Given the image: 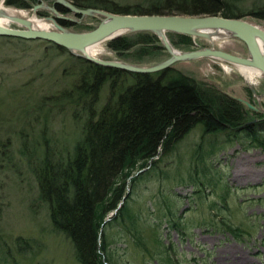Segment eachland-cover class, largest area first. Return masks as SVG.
Returning a JSON list of instances; mask_svg holds the SVG:
<instances>
[{"label":"rangeland","instance_id":"1","mask_svg":"<svg viewBox=\"0 0 264 264\" xmlns=\"http://www.w3.org/2000/svg\"><path fill=\"white\" fill-rule=\"evenodd\" d=\"M51 1L23 0L28 3L25 7L0 1V6L25 19L34 18L39 27L48 29L60 26L83 32L100 20L56 9L74 20L61 24L46 7L52 6ZM81 1L148 4V0ZM238 18L264 29V20L251 15ZM0 23L21 27L12 19ZM164 36L182 52L212 47L247 56L243 43L231 35L213 42L173 32H164ZM90 54L139 67L155 65L170 56L164 47L147 59L119 56L106 47L105 41L91 47ZM74 57L43 40L0 36V241L10 252L4 264H79L70 242L51 227L46 203L31 170L34 152L29 147L25 155L18 153L23 139L28 146L34 140L49 137L52 141L57 137L58 147L71 148L77 129L67 104L59 100L53 110L54 104L41 97L63 98L61 91L77 80L75 72L83 66ZM169 67L248 102L253 108L242 104L250 111V122L257 118L251 112L264 114L262 76L249 84L232 64L210 57L174 61ZM48 104L52 109L41 107ZM42 120L46 122L44 136L38 127ZM234 130L202 133L200 126H193L152 168L147 160L146 166L131 171L134 179H125L118 204L120 207L126 201L127 215L103 230L114 264H264V149L249 143L241 133L234 135ZM260 135L264 137V132ZM114 212L107 213L103 222H108ZM128 214L133 215V225ZM221 221L231 224L236 229L234 234L223 228ZM171 222L178 227L170 228ZM19 238L21 242H15ZM163 249L164 253L159 254Z\"/></svg>","mask_w":264,"mask_h":264},{"label":"trees","instance_id":"2","mask_svg":"<svg viewBox=\"0 0 264 264\" xmlns=\"http://www.w3.org/2000/svg\"><path fill=\"white\" fill-rule=\"evenodd\" d=\"M71 1L77 7L90 5L111 13L226 18L251 15L264 20V0H250V5L247 0H148L146 6ZM3 3L28 6L23 0ZM58 22L67 25L63 20ZM105 45L115 54L133 59L154 57L156 49L162 50L156 36L147 31L121 35L105 41ZM74 58L83 66L75 72L77 80L61 91L63 98L41 97L54 104L53 110L59 100L60 104H67L77 129L71 148L58 147L57 137L52 141L49 137L43 142L34 140L28 146L23 139L18 153L25 155L29 147L34 152L31 170L46 203L51 227L70 242L79 264H114L103 230L107 224L121 222L127 215L125 200L118 207L125 179L132 181L131 171L146 166L147 160L152 168L193 126H200L202 133L235 129L234 135L241 133L249 143L264 149V137L260 135L264 132V114L251 112L257 118L250 122L247 107L221 89L174 72L171 67L135 73ZM41 107L52 109L49 104ZM40 124L44 136L46 122L42 120ZM113 210L110 220L103 222ZM127 217L133 225V215ZM221 225L232 233L236 230L226 221H221ZM169 227L177 228L178 224L171 222ZM22 240L26 247V240ZM2 249L6 248L0 241V264L6 262L10 253L8 248Z\"/></svg>","mask_w":264,"mask_h":264},{"label":"water","instance_id":"3","mask_svg":"<svg viewBox=\"0 0 264 264\" xmlns=\"http://www.w3.org/2000/svg\"><path fill=\"white\" fill-rule=\"evenodd\" d=\"M0 1L3 2L4 0ZM52 3L61 5L66 12H70L72 15L97 16L100 20L89 30L72 32L60 26H56V29L30 27L28 26V19L14 16L11 19L21 27L10 28L0 24V36L24 40H43L93 63L135 73H153L169 67L174 61L211 56L232 65L252 66L264 78V29L241 18H226L219 15L123 14L90 7H77L70 0H52ZM46 7L50 9L53 18L56 20L74 21L58 13L52 6ZM196 29H221L226 31L227 35L234 36L243 43L247 56L240 57L212 47L187 52L181 51L180 54L174 55L170 51L173 47L164 36V32L189 35L190 30ZM140 31L151 32L157 36L162 47L166 49L170 56L155 65L139 67L121 61L101 60L95 56L80 53L81 48L85 46L107 41L126 33ZM158 32H161V35ZM251 92L255 93L253 89H251ZM234 99L253 108L248 102L240 98Z\"/></svg>","mask_w":264,"mask_h":264},{"label":"bare ground","instance_id":"4","mask_svg":"<svg viewBox=\"0 0 264 264\" xmlns=\"http://www.w3.org/2000/svg\"><path fill=\"white\" fill-rule=\"evenodd\" d=\"M52 7L54 8L53 5H52ZM48 10L50 11V9H48ZM14 16H17V15H15L10 9L3 8L0 6V22L3 19H11ZM28 26L34 27V28H41L38 25V21H35L34 18H31L28 20ZM158 34L161 35V32H158ZM188 34L193 36V37L204 38L209 42H213L217 39L227 37V32L224 30H221V29H196V30H190ZM96 44H98V43H96ZM96 44L85 46V47L81 48L80 52L83 55L91 56L90 49H91V47H93ZM173 48H171L170 51L173 52L174 55H178L181 53V51H179L177 49H173ZM209 57L213 58L215 60L222 61L221 59H219L217 57H215V58L211 57V56H209ZM233 66L237 69V71L242 76V78L245 79V81L249 84L257 82L258 77L261 76V74L258 72V70L252 66H243V65H236V64H233Z\"/></svg>","mask_w":264,"mask_h":264},{"label":"flooded vegetation","instance_id":"5","mask_svg":"<svg viewBox=\"0 0 264 264\" xmlns=\"http://www.w3.org/2000/svg\"><path fill=\"white\" fill-rule=\"evenodd\" d=\"M50 5H53L54 8L57 9L58 11H61L63 13H66V11L61 7V5H59V4H53L52 1L50 2Z\"/></svg>","mask_w":264,"mask_h":264}]
</instances>
